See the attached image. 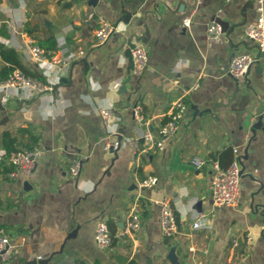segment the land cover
Returning a JSON list of instances; mask_svg holds the SVG:
<instances>
[{"label":"crops","instance_id":"1","mask_svg":"<svg viewBox=\"0 0 264 264\" xmlns=\"http://www.w3.org/2000/svg\"><path fill=\"white\" fill-rule=\"evenodd\" d=\"M189 11L191 22L183 27ZM256 15L254 0H0V42L16 51L31 76L52 86L41 93L0 86V161L8 163L5 130L20 141L35 135L39 149L27 175L10 178V169L0 166V229L16 249L5 264L39 256L43 264H264V81L255 62L239 79L227 72L233 54H256L243 30ZM101 17L116 29L97 44ZM216 19L224 21L221 37L208 44L206 26ZM21 33L36 41L53 37V50L66 63L27 61ZM133 41L148 55L139 74L126 51ZM183 91L186 107L176 132L161 149L133 158L129 139L143 145L133 106L141 105L157 136ZM105 106L114 110L119 135L103 123L98 109ZM115 138L119 146L106 149L105 140ZM233 147L240 155V200L217 205L209 192L211 162L225 163L224 152L232 157ZM194 155L204 158L199 169L192 166ZM75 156L81 165L72 175ZM148 174L157 182L138 200V230L107 248L97 246V220L105 219L115 233L136 181ZM164 198L172 201L177 221L172 237L162 235L158 222ZM200 212L205 226L193 229Z\"/></svg>","mask_w":264,"mask_h":264},{"label":"built area","instance_id":"2","mask_svg":"<svg viewBox=\"0 0 264 264\" xmlns=\"http://www.w3.org/2000/svg\"><path fill=\"white\" fill-rule=\"evenodd\" d=\"M257 15L254 20L249 21L244 25L245 36L253 41L256 45L257 52L252 54L249 52L235 53L232 55L227 72L234 79H239L244 76L254 62L261 65V76L264 81V0H254ZM192 11L186 13L181 19V25L186 27L190 24ZM116 29L115 25L108 19L101 17L98 20V25L95 28V42L103 43L109 35ZM207 42L211 44L220 40L222 26L216 20L209 21L206 26ZM21 42L19 49L23 57L27 61L37 62L48 65H63L66 60L57 55L53 49L42 47L34 38L27 34L21 33ZM130 47V57L132 61V72L135 74L141 73L147 65L148 55L145 46L139 41H133ZM82 53V50L79 51ZM197 84V83H196ZM195 84V85H196ZM0 86H20L25 87L35 93H41L52 89V86L38 79L37 77L26 75L19 69H15L9 77L0 82ZM188 91V90H187ZM187 91L181 92L173 101L169 117L158 126L157 136L152 127L143 115V110L140 104H135L132 108L133 118L140 126L139 135L143 139V145L139 146L136 138H130L131 153L133 158L141 152L153 151L161 149L163 142L172 136L182 118L186 104L184 95ZM99 114L105 124L108 133L119 135L118 130L114 128V110L111 106H105L98 109ZM260 123L264 127V99L261 101ZM120 144V139L115 138L105 140L104 147L106 149L116 148ZM39 149L33 148L30 150H12L6 158L12 164V168L8 171L10 178H18L29 174L35 165L36 156ZM191 163L194 169H199L204 164V158L199 155H194L191 158ZM81 165V157L75 156L70 163V173L76 175ZM241 167L240 155L236 147L232 148V157L229 163L222 166L218 159H213L211 162V175L209 182L210 198L217 205H234L240 200L241 188ZM157 182V177L154 174H148L136 181V193L131 201L130 208L125 214V218L119 229L115 233L110 231V228L105 219H98L95 225L93 240L95 244L101 248L110 246L114 238H123L133 236L140 226V207L138 200L142 196V191L152 187ZM159 217L158 222L163 236L172 237L178 232L177 221L175 218L174 207L172 201L168 198L159 200ZM207 219L202 212L198 213L191 220V228L197 229L205 226ZM236 244V241H233ZM16 252L14 245L8 233L0 229V264L7 263ZM187 252L195 254L196 250L193 244H188ZM38 259H41L39 256ZM80 264V263H75ZM194 264H202L200 260Z\"/></svg>","mask_w":264,"mask_h":264},{"label":"trees","instance_id":"3","mask_svg":"<svg viewBox=\"0 0 264 264\" xmlns=\"http://www.w3.org/2000/svg\"><path fill=\"white\" fill-rule=\"evenodd\" d=\"M24 29L29 33L31 32V30L27 27V23L25 24ZM37 42L44 48H49V49L55 48V40L51 36L45 38H37ZM0 59L2 61V64L0 65V82L5 80L7 77H9V75H11L15 69H19L26 75H32L31 73H28V71L22 65L16 51L13 48L6 46L1 42H0ZM2 140H3V147L5 150L4 156H7V154L12 150L33 149L34 146H36L37 144V138L35 135L30 133L28 137L25 139V141H20L15 136L12 135L10 130H5L3 132ZM223 157L224 159H226V162L220 164L222 166H225L231 160V155L229 151H225ZM1 164L4 166L3 170L5 172L12 168V164L10 162L7 163L6 161L3 160L0 161V166Z\"/></svg>","mask_w":264,"mask_h":264},{"label":"water","instance_id":"4","mask_svg":"<svg viewBox=\"0 0 264 264\" xmlns=\"http://www.w3.org/2000/svg\"><path fill=\"white\" fill-rule=\"evenodd\" d=\"M217 22H219L222 26L224 24V21L222 19H216ZM133 43H129V46L128 48L126 49L127 51V54L128 56L130 57V47H132ZM130 63H131V67H132V61H131V57H130ZM257 63V66L260 68V72H261V65L258 63V62H255ZM249 69V68H248ZM0 108H3L1 102H0ZM261 122V121H260ZM259 122V123H260ZM43 264V260L42 259H34L32 261H30L28 264Z\"/></svg>","mask_w":264,"mask_h":264}]
</instances>
